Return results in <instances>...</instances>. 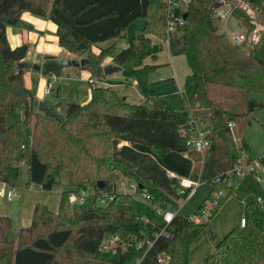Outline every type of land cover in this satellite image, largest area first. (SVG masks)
<instances>
[{"label":"trees","instance_id":"trees-1","mask_svg":"<svg viewBox=\"0 0 264 264\" xmlns=\"http://www.w3.org/2000/svg\"><path fill=\"white\" fill-rule=\"evenodd\" d=\"M216 1L193 0L183 15L184 23L176 36L181 38L190 75L180 94H160L150 82L157 67L145 64L148 58L158 59L162 50L150 36L162 42L166 39L167 10L160 0H0V183L19 187L23 175L18 160L23 151L22 134L6 122L9 111L20 110L22 126L32 127L27 187L53 191L62 174L71 187L62 194L57 213L44 204L35 206L32 224L19 232L16 247L9 242L14 228L11 218L0 216V264H160V255L166 257V264H190V249L207 221L197 224L190 216H177L166 227L153 208L125 194H115L113 201L100 205L97 196L114 193L124 178L138 184L155 201L172 209L178 207L161 188L114 158L113 142L119 140L145 146L160 158L169 152L190 154L200 171V181L213 186L199 208L209 201L217 202L208 220L232 194L245 203L246 224L218 243L216 264H264L263 203L242 190L244 178L235 171L240 161L246 164L260 159L250 148L244 129L234 131L237 120L262 104L248 101L246 111L240 114L218 107L211 97L212 86L232 89L240 96L264 93V33L255 47L247 44L237 48L221 32L222 24L212 8ZM246 1L259 8L264 25V0ZM24 13L49 19L57 27L60 47L67 52L87 54L88 62L81 68L89 72L90 79L102 81L106 77L104 62L111 58L127 82H136L143 101L131 105L112 87L95 86L86 104L66 107L62 121L35 114L34 94L25 84L27 70L15 66L27 59L29 46L13 48L8 39V28L17 26ZM233 17L251 30L247 13L235 11ZM138 19L145 21V29L126 49L117 55L115 46L98 54L92 51L103 42L123 38L128 26ZM166 83L171 86L173 80ZM204 111L212 113L210 126L204 128L210 149L201 157L189 145L197 137L190 122L194 119L205 124ZM197 112L203 115L196 117ZM230 123H235V128L231 129ZM99 182L105 189L99 188ZM172 183L176 191L178 185ZM84 190L96 192L92 203L73 206L70 194ZM218 191H226L228 198L214 200ZM164 228L171 237L155 240L149 251L129 247L113 255L100 250L108 238L131 243L153 241ZM208 262L206 259L203 264Z\"/></svg>","mask_w":264,"mask_h":264},{"label":"rangeland","instance_id":"rangeland-1","mask_svg":"<svg viewBox=\"0 0 264 264\" xmlns=\"http://www.w3.org/2000/svg\"><path fill=\"white\" fill-rule=\"evenodd\" d=\"M228 24L229 26H231L230 30L237 29L239 25L238 23H236L234 19H231L228 22ZM144 29H145V21L143 19H138L132 22V24L128 26L127 30L124 33L123 38H118L116 40L103 42L97 47H93L92 51L98 54L103 49L115 46L114 55H117V53L126 49L128 47L129 41H131L132 38L135 37L136 35L142 33ZM221 32L224 33L226 36L228 35L227 32L225 33L223 30H221ZM150 37L152 39V42L154 43L164 42V41L163 42L159 41L157 37H155V35H151ZM53 54H57V52H53ZM60 54L61 56L59 57V59L62 60L67 59L71 61L81 62V60H85V59L87 60L88 58L87 54H83V53L69 54L63 51ZM178 57L180 58V60L176 61L175 62L176 65H174V69L176 70V72L180 71L181 68L183 69L184 67L187 69L185 58L181 54ZM169 59L170 57L167 53V47L164 46V50L159 54L158 59L154 61V64H162L160 65V67L156 69L155 72L156 74L153 76V80L158 82V85L156 86L158 93L165 94V92L167 91L177 93L179 90L176 84L172 87H169L166 84H164V80L166 78H174V75L171 72ZM108 61L109 59L106 58L104 64H106V62ZM83 73L85 75L84 76L85 81L83 78ZM34 74H35L34 76L36 77L32 84L31 91L34 94L33 110L35 114L42 113L39 110L40 105L46 104L47 106L51 107L54 111H56L58 114L64 115L66 107L68 105L70 104L84 105L90 99V89L92 86L89 84L88 76L86 75L85 71L81 68L79 69L75 66H71L63 69L60 72V75H58V79L53 82V89L51 93L48 95L44 93V86L41 82L43 75L39 72H35ZM44 77L50 79V75ZM95 80L99 81L98 79ZM211 97L213 98L214 102L218 105V107H221L227 111L229 110L230 112L233 113H240V114L246 111L248 101H253L262 104V107H260V109L250 112L246 116V118L244 117L243 119L237 120V127L235 128L234 131L244 129L243 133H245V137L247 138L251 146V149H253V151L255 152L257 159L264 158V93H259V94L250 93L247 94L246 96H240L236 93V91H232V89H222L220 87L212 86ZM195 115L196 117L197 116L201 117L203 115V112L200 113L197 112L195 113ZM21 116L22 113L20 110H18V111H9L6 117L7 124L9 126L14 127L18 132L22 134V145L25 147V149L21 151L18 155V160L20 161V165L23 171V175L21 176L19 181V187L15 188L18 190V192H21V190L26 189L27 186V182H28L27 170H28V163H29L31 146H32V127L24 128L22 126ZM211 117H212V113L209 111L206 112L202 117L203 119H205V124H202L200 120H197L199 127L202 129L205 128V126L209 127L211 124ZM248 122L250 123V125L248 124ZM236 135L237 137H239V134ZM152 155L155 158L152 157ZM152 155L149 158L145 156H139L140 160H142V163L138 166V167L141 166L142 168L141 173L143 175L148 176L149 178L151 177L150 180L152 182L154 181L155 183L159 184L162 187V189H164L163 191L167 195L169 194L172 198L176 200L179 206L175 209V212L178 214V216L194 217L196 214L195 212L198 211L200 206L205 202V200L212 192L213 186L207 183H201V186L199 187L197 192L193 195V197H191V199L178 198L176 196L177 193L174 190V185L167 176V171L173 172L177 174L180 178H183L184 176H188L187 172L191 170L190 166H188L184 161L182 162L181 155L175 152L168 155L166 159H160L158 155L154 152L152 153ZM199 155H201V157H204L202 154ZM191 158L193 159V157ZM188 178L190 180H198L197 177L192 175L188 176ZM120 180L124 181L125 188L128 189V184L126 181L129 180L124 178ZM243 181L245 187L249 188V190L251 191L250 193H252L253 196H256L257 199L259 200H264L263 189H261V187L256 183L255 180H253L251 176H246L243 179ZM68 189H69V184L66 178V174H62L59 183L56 185L53 192L57 194L58 191H66ZM220 192L223 193L222 199L228 198L227 197L228 194L226 191H218L215 193L219 194ZM231 197L236 198L233 196V194L231 195ZM17 202L18 201H16L13 204L16 205ZM91 203H92V199L88 198V200L83 206L88 207ZM83 206L79 205L78 207H83ZM263 213H264V205H263ZM17 226H18L17 224L14 226L9 238V242L15 243L14 247L17 246L19 232L22 229H24L23 227H21V230L16 231ZM193 249H194V245H192L190 252H192ZM212 260H214V258ZM215 261L216 260L213 261L214 262L213 264H215Z\"/></svg>","mask_w":264,"mask_h":264},{"label":"crops","instance_id":"crops-1","mask_svg":"<svg viewBox=\"0 0 264 264\" xmlns=\"http://www.w3.org/2000/svg\"><path fill=\"white\" fill-rule=\"evenodd\" d=\"M8 39L10 45L13 48L21 46L23 44L28 45L29 53L26 60L33 62L38 61L44 63L47 60H51V59L62 60L59 59V57L61 56L60 53L63 51L67 52L59 45V40L57 37V27L49 19L36 17L30 13H24L20 23L17 26H12V28L10 27L8 28ZM180 40H181L180 36L179 38L175 36L172 37L168 43L166 41H164L163 43L156 42V44L162 46L161 52L164 50V46L167 47V53L170 57L169 64L171 66V72L174 75V78H166L164 80V84L167 85L166 81L172 79L173 83L169 87H172L176 84L177 87L179 88L177 92L178 94H180L184 90L183 85L185 79L187 78L188 75H190L186 62V57L184 56V48ZM53 52H57V54H53ZM180 54L185 58V63L188 71L185 67L183 69L181 68V70L178 72H176V70L174 69V65H176L175 62L180 60V58L178 57L180 56ZM108 59L109 61L106 62V64H104L103 66L105 65L114 66L113 60L111 58ZM154 61L156 60L148 58V60L145 61V64L148 66L149 65L156 66L157 68L160 67V65H162V64H154ZM77 68L80 69L81 67H77ZM155 72H153V74L151 75L150 82L151 84L154 85V89L157 91L156 86L158 85V82L153 80V76L156 74ZM34 73L35 72L31 70H27L25 72V84L30 90L32 88L34 79L36 77L34 76L35 75ZM85 73L88 76V81H89L91 75L87 70L85 71ZM84 76L85 75L83 73V78ZM105 76L106 77L102 79V81H96L94 79L96 82L99 83L98 86L112 87L113 90H115L119 96L124 98L131 105L139 104L143 101L142 92L140 91V89H138L136 82L135 81L127 82L121 71L114 73L113 75H108V76L105 75ZM43 77L42 79L41 78L40 79L43 86L45 87L49 79L47 77L44 78ZM165 93H176V92L167 91ZM90 97H91V91H90ZM248 124L250 125L249 122ZM235 126L236 125L234 123L233 128H235ZM113 153H114V158L117 161L119 162L121 161L124 164H126L127 168L133 171L135 175H137L139 178L143 180L151 179V177L149 178L148 176L143 175L141 173L142 170L141 166L138 167L142 163V160H140L139 156H145L149 158L153 153L150 152V150L147 147L138 144L131 145L128 142L119 140L113 143ZM171 153L174 152L167 153V156L170 155ZM167 156L164 158H160L159 156L158 157L160 159H166ZM152 157L154 156L152 155ZM191 157L192 156L190 154H182L181 161L182 162L184 161L191 168V170L187 172L188 176L192 175L199 179L200 171L197 172L196 170L197 165ZM199 165H201V163H199ZM168 172L170 171H167V176H168ZM188 176H184V178H188ZM151 183H154L155 185H157L159 188L162 189V187L159 184L155 183L154 181L153 182L151 181ZM260 187L264 191V185ZM12 189L15 190L17 196L14 200H8L7 198H0V216L11 218L14 226L17 224L20 227L28 228L32 224L33 212L37 204H44L48 206L52 212L57 213L60 207V200L62 194L66 191L71 190V187L69 185L68 190L58 191L57 194L53 192L54 190L44 191L43 189L34 186L31 187L26 186V189L21 190V192H18V190L15 188ZM242 190L251 192L248 187H245V184H243ZM169 197L172 198L170 195ZM173 200L176 202L174 198ZM16 201L18 202L16 205H14L13 203H15ZM262 202L264 205V200H262ZM198 211H196L195 213L198 214ZM216 213L217 214L212 219L206 222L207 225L205 227V230L203 231V233H201L200 237L192 244L194 245V249L192 252H190V256H189L190 264L193 263L203 264L206 261V259L210 261L207 264L214 263L213 262L214 260L212 259L215 257L216 246L218 245V243L226 235H228L233 229L238 227L240 225L241 220L246 217L245 203L240 199H238L237 197L236 198L231 197V199H228ZM16 231H18V229H16Z\"/></svg>","mask_w":264,"mask_h":264},{"label":"built area","instance_id":"built-area-1","mask_svg":"<svg viewBox=\"0 0 264 264\" xmlns=\"http://www.w3.org/2000/svg\"><path fill=\"white\" fill-rule=\"evenodd\" d=\"M222 2V5L218 9H214L213 13H215L216 17L220 20L222 24L221 30L225 33L227 32V38L231 40V42L237 48H244L247 44H249L252 48L258 45L261 40V36L264 33V25L262 23V15L260 13L259 8L252 7L246 0H217ZM161 4L165 6L167 10V16L165 21L166 26V41L167 43L172 37L176 36V33L179 31V28L183 26L184 19L183 15L186 14L189 6L192 4L193 0H160ZM226 9V10H225ZM235 11H242L247 13L251 17L252 28L248 30L244 23L237 21L233 17V13ZM234 19L236 23H238V28L234 30H230V26L228 22ZM58 79L57 74H51L50 79L44 87V93L46 95L50 94L53 89V82ZM89 84L92 87L98 86V82L94 79H89ZM190 126L196 129L197 137L192 140L189 145H192L193 149L198 153L200 152L203 156L210 149V140L205 129L200 128L198 122L194 119L190 122ZM229 127L232 129L234 127V123H230ZM24 150L25 147L22 146ZM235 171L237 176L241 178H245L246 176H251L253 180L260 186L264 185V158L260 160H255L250 163H243L242 161L238 162ZM168 178L170 181L176 183L178 185V189L175 191L177 193V197L181 199H191L193 195L197 192L199 187L201 186L200 178L198 180H190L188 178H180L177 174L173 172H168ZM128 184V189L125 188V184L123 180H120L115 187V192L111 193H100L97 198L100 202V205L105 206L109 202L113 201L115 198V194H125L130 195L134 199H137L143 204L153 208L156 215L161 217L166 224V227L178 216L175 212V209H172L170 205H164L160 202H157L151 197V195L143 190L138 184H135L131 181H126ZM41 188V187H39ZM42 189V188H41ZM17 194L14 189L9 188L7 185L0 183V198H7L8 200H14ZM96 197V192L94 190L81 191V192H73L69 196L70 203L78 207L79 205L83 206L88 198L92 200ZM214 200L220 199L223 197V193H215L213 195ZM235 197V196H234ZM259 203H263L262 200H259ZM217 202L214 203L209 201L207 202L196 214L194 217H190V219L197 223H204L208 221L211 216V211L214 209ZM246 224L245 218L241 220L240 227L243 228ZM164 237L165 239H169L171 237V233L166 230V228L162 229L161 232L156 233L153 241H136L134 243L121 241L118 237L108 238L103 241L100 245V250L103 253H111L113 255H117L122 251L127 250L129 247H136L140 250L149 251L153 248V244L155 240ZM166 257L160 255L158 257V262L160 264H166ZM140 262L138 261L137 264Z\"/></svg>","mask_w":264,"mask_h":264},{"label":"water","instance_id":"water-1","mask_svg":"<svg viewBox=\"0 0 264 264\" xmlns=\"http://www.w3.org/2000/svg\"><path fill=\"white\" fill-rule=\"evenodd\" d=\"M221 5H222V2L219 1L212 8L213 10L218 9ZM186 16L187 15H185L184 18H186ZM87 62L88 60L86 59L81 60V62L71 61L67 59H63V60L51 59V60H47L44 63H41L38 61L33 62V61L25 60V61L16 63L15 66L17 69L31 70V71L39 72L43 76H48L51 74H58L63 69L71 67V66H75V67L85 66ZM119 71H121L120 67H114L112 65H107L103 67V74L107 76L113 75L114 73H117ZM39 110L40 112L45 114L47 117H52V118L57 119L58 121H62V116L58 114L56 111H54L51 107L47 106L46 104H41ZM98 185L100 189L102 190L105 189V185L103 184V182H99ZM17 229L21 230V227L18 225Z\"/></svg>","mask_w":264,"mask_h":264}]
</instances>
